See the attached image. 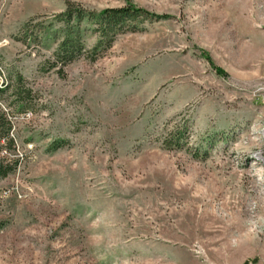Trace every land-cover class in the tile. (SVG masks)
Masks as SVG:
<instances>
[{"label": "rangeland", "instance_id": "1", "mask_svg": "<svg viewBox=\"0 0 264 264\" xmlns=\"http://www.w3.org/2000/svg\"><path fill=\"white\" fill-rule=\"evenodd\" d=\"M0 69V264H264V0H0Z\"/></svg>", "mask_w": 264, "mask_h": 264}, {"label": "trees", "instance_id": "2", "mask_svg": "<svg viewBox=\"0 0 264 264\" xmlns=\"http://www.w3.org/2000/svg\"><path fill=\"white\" fill-rule=\"evenodd\" d=\"M139 15H145V16H150V17L157 15L158 17H166V15L155 14V13H153L147 9L137 7L131 2H128V4L126 6H123V7L104 9L101 12H99V14H98L99 19L101 21L105 22L106 24H109V25L113 22L117 24V23H119L125 19L127 20L130 17L139 16ZM103 35H105V37L108 36L107 40H106V47L108 48L113 43V36L109 37L110 34L106 33L104 30H103ZM203 54L211 62V64L215 67L216 71L219 74L225 73V71L221 67L218 68V66H216L214 64L210 55L206 51H203ZM72 58L73 57L70 58V61L72 60ZM1 75H2V71L0 69V76ZM3 89L4 88L1 87L0 91ZM12 127H13L12 120L8 118V116L5 112H3V111H2V113L0 112V141L8 140L10 145L13 144V140L10 138V133H11ZM180 130L181 129L178 128L177 131L175 132V134L178 135L179 133H181ZM187 132H188L187 128H186V130L184 128V132H183L184 139H188ZM175 137L178 138L179 135L178 136H172L171 140H168V139L166 140L167 142H165V143H166L167 147H169V148L176 147V146L178 148L182 147V145L180 144V138L177 139ZM174 139H177V140H175V144H172L173 143L172 140H174ZM61 145H62L61 141H56V142L54 141L55 147H59ZM2 149H3V145L0 144V152L2 151ZM14 168H16V167L14 165H10V164L6 165V166L0 165V177L7 176L9 173H11L14 170Z\"/></svg>", "mask_w": 264, "mask_h": 264}]
</instances>
